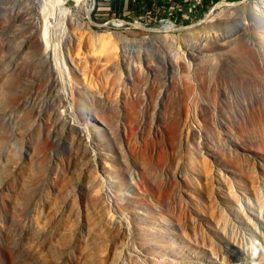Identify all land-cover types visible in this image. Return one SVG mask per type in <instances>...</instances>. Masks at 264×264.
I'll return each instance as SVG.
<instances>
[{
	"label": "rangeland",
	"instance_id": "rangeland-1",
	"mask_svg": "<svg viewBox=\"0 0 264 264\" xmlns=\"http://www.w3.org/2000/svg\"><path fill=\"white\" fill-rule=\"evenodd\" d=\"M64 1L73 13L79 9L82 20L68 19L69 27L66 25L62 34L58 16L48 10L45 11L49 15L42 16L43 7L37 0H0V264H264V76L255 72L248 61H241L229 52L216 56L212 62L202 59L199 64L203 67L198 65L194 70L198 78L192 71L191 82L184 77L194 61L191 56L212 44L209 36L220 34L232 46L243 42L238 37L243 24L257 22V16L247 6L251 0L217 9L183 38L188 45L185 50L176 32L153 38L152 33L140 29L93 28L84 17V1L79 6L76 0ZM215 2L205 0L202 10L190 21H180L177 14L176 26L200 20ZM90 7L91 18L99 23L134 22L142 14L114 12L97 0H92ZM46 21L47 36L61 42L74 58L87 87L106 93L120 90L125 107L123 122L128 130L125 140L130 152L136 161H144L147 151L141 153L142 140L154 149L153 162L157 164L154 171L158 173L138 177L141 181L154 180L158 189L141 182L138 188L142 193L135 189L136 197L127 185L116 187L112 183L117 182L106 177L115 186L113 189L127 196L109 197L106 203L92 199L75 201L71 188L79 191V186H87L93 174L90 175L92 169L87 165L84 149L76 140L75 144L71 133L63 130L61 137H55L40 122L58 97V86L52 81L51 67L40 44ZM258 47L264 59V38ZM205 62L210 73L206 80L199 75L202 70L205 72ZM46 83L47 92L41 86ZM83 101V108L89 109L91 99ZM104 105L105 111L113 116L109 106ZM201 105L220 115L230 130L226 137L233 138L237 147L230 149L229 142L230 148L224 150L227 146L219 128L213 127L215 123L209 124L212 128L204 125L200 115L197 116ZM114 125L116 133L119 127ZM191 129H196V135L201 134L199 138L193 136ZM50 136L54 142L49 140ZM44 139L49 140L50 145L44 146L49 150L41 148ZM30 145L36 147L34 152ZM26 146H30L28 150ZM76 146L80 148L78 152ZM28 154L38 159L28 158ZM20 155L25 159L21 160ZM31 163L40 166L31 167ZM23 167L38 172L29 168L25 171ZM85 168L88 175L83 173ZM52 172L53 176L49 175ZM64 182L69 187L65 188ZM107 204L117 206L120 211L112 220L123 217L128 225L123 236L116 238L115 233L103 228L102 213Z\"/></svg>",
	"mask_w": 264,
	"mask_h": 264
},
{
	"label": "bare ground",
	"instance_id": "bare-ground-1",
	"mask_svg": "<svg viewBox=\"0 0 264 264\" xmlns=\"http://www.w3.org/2000/svg\"><path fill=\"white\" fill-rule=\"evenodd\" d=\"M84 0H76V4L77 6H79V4L81 2H83ZM92 0H88V5H89V10L91 11V7H90V3H91ZM37 2H39L42 7H43V11H42V16H46V15H49L47 14V12L45 10H48V11H51L53 12V14L55 13L60 19V21L58 20V22L60 23V29H61V32L59 30L60 33L63 34V32L65 33V31L67 30V20L70 19L73 20L74 18L73 17H76L79 21H81V16H80V13H79V9L77 8L76 10V13H73L69 8L66 7L65 5V1L64 0H37ZM40 5V6H41ZM93 5V4H92ZM39 6V7H40ZM251 10H252V13L254 16H257V22L256 24H253L252 22L249 23V26L248 25H245V23L243 24L242 28H241V31L239 33V38L243 41L242 43H238L236 44L235 46H232L231 44H228L224 41V38L222 35L220 34H213L210 37V39H212V44L209 45V46H205V47H201L200 51L198 52L199 54L198 55H195V56H191V58H193V63L190 67V71L184 76L185 77V80L189 82V80H191L192 76L195 73L194 70L197 69V66L200 65L201 67H203L201 64H199V62L201 63L202 59L204 62V60H207V62H212L214 61V59H216V56L218 55H222L225 53H229V52H233L234 55H236L237 58H239L241 61H248L254 69H256L255 72L261 74L264 76V59H261V54H260V49L258 46H260V43L263 41V38H264V0H251L248 5ZM41 7V8H42ZM46 13V14H45ZM55 16V15H54ZM49 18V17H48ZM43 19V18H42ZM46 19V18H45ZM76 19V20H77ZM44 21V20H43ZM57 21V20H56ZM55 21V22H56ZM74 21V20H73ZM40 22V21H39ZM43 23V22H42ZM57 23V22H56ZM55 23V24H56ZM69 23V22H68ZM77 23V22H76ZM74 24L71 22V25ZM86 24V23H85ZM210 21L207 23V25L205 26L206 28L209 27L210 25ZM54 25V24H53ZM80 25V23H79ZM84 25V24H83ZM115 25L119 26L121 25L120 22H115ZM209 25V26H208ZM43 26V25H42ZM56 26H58V23L55 25V28ZM68 26V25H67ZM82 26V24H81ZM87 26V24L85 25ZM84 26V27H85ZM36 27V26H35ZM39 27V26H38ZM69 27V26H68ZM74 27V26H72ZM44 28V29H43ZM52 28V27H51ZM50 28V29H51ZM164 28H168V26L164 27ZM42 35H43V38L41 36V38L43 39L42 41H40V44L42 42V47H44V51H45V57L46 59L48 60L49 64H50V67H51V70L50 68H47V70L49 69L50 71H52V81L56 84V86H58V88L56 89L58 94V97H57V101L52 105L50 111L49 109L47 110L48 112L46 114H44L42 116V119L40 120L43 121V124H44V127L46 129V131H48L51 135L57 137V136H60V132L61 131H66V132H69L71 133V135H73L74 137V141L76 140L79 145L81 146V148L84 149L85 153L84 155L86 154V157H87V161H88V167H90L89 169L91 170L90 171V175H92L93 177V180L91 182H89L86 185L84 186H79V191L75 190L74 188H71L73 189L72 192L74 193V199L75 201H82L84 199H92V200H95L96 202H102V203H106L105 201L109 198V197H117V198H125V196H127V194H122L120 195L119 193L120 192H123V191H118V190H115L113 189V187L115 188L116 187H120V188H124L125 185H127L126 188H129L131 190H133V194H135V196L137 195L135 192V189L138 190L139 193H142V191L139 190L138 186L139 184L142 182V183H148L149 185L152 184V187L155 189H158V185L155 184L154 180L152 179H148L145 180V181H141L140 178L138 177V174H146L148 176V174H150L152 177H153V173H158V171H154L155 168H156V163L153 162V153H154V149L148 147V144L146 141L142 140V143L139 147L140 150H141V153L143 150L146 149V155H145V158L143 159L144 161H136L135 158H134V154L130 152L129 150V146H128V143L126 142L125 140V136H126V133H127V125L126 123H124L123 121H125L124 119V103H123V95L122 93H120V90L116 89L117 91L114 92V93H106L105 91H102V90H99L97 88V90H92L91 87H87L86 84H84V82H82V79L80 78V71H79V68H78V65L76 66L75 62L73 61V59L71 58V55L69 54V52L67 50L64 49L63 47V44L61 42H56L55 40L49 38L47 36V32H48V29H49V25H47V21L46 23H44V27H42ZM53 29V28H52ZM39 30V29H38ZM57 30V29H56ZM41 31V30H40ZM199 31V30H198ZM56 31H54L53 33H55ZM58 32V34H59ZM72 32V31H71ZM51 33V32H50ZM55 36V35H54ZM53 36V37H54ZM205 36V35H204ZM51 37V35H50ZM40 38V39H41ZM55 38V37H54ZM203 38V37H202ZM207 39V38H206ZM239 40V39H238ZM55 41V42H54ZM203 41V39H202ZM208 41V40H207ZM236 41V40H235ZM210 43V42H209ZM230 43V42H229ZM232 43V42H231ZM236 43V42H235ZM36 44V42H35ZM198 44V43H197ZM205 44V43H204ZM208 44V43H207ZM37 45V44H36ZM199 45V44H198ZM5 48V47H4ZM41 49V47H38ZM71 49V48H70ZM7 50V49H6ZM43 50H42V53H43ZM2 54V52H1ZM39 54V53H38ZM44 54V53H43ZM40 55V54H39ZM43 56V55H41ZM40 56V57H41ZM45 57L42 59V61L45 59ZM4 60V59H3ZM76 61H77V58H76ZM7 62V61H6ZM45 62V61H44ZM4 63V62H3ZM46 64V63H45ZM78 64V63H77ZM206 64V62H205ZM48 66V65H47ZM190 66V65H189ZM46 67V66H45ZM206 68L204 69L205 72L202 73L199 72L200 76H201V79L204 78V80L208 79V77L210 76V73H208V68H207V64L205 66ZM3 69V68H2ZM200 69V68H199ZM48 70V71H49ZM201 70V69H200ZM207 70V71H206ZM193 71V73H192ZM49 73V72H47ZM193 74V75H192ZM203 74V77L202 75ZM9 75V74H8ZM184 75V74H183ZM198 74H196L195 77H197ZM51 76V75H50ZM8 78V77H7ZM47 78V77H46ZM198 78V77H197ZM196 78V79H197ZM4 79V78H3ZM49 79V78H48ZM51 79V78H50ZM194 79V78H193ZM133 81V83H135V81L133 79H131ZM130 80V81H131ZM199 80V79H198ZM203 80V81H204ZM12 81V79H11ZM10 81V82H11ZM16 81V80H15ZM45 81V80H44ZM50 80H48L49 82ZM195 81V80H194ZM201 81V80H200ZM8 82V80H7ZM1 83V82H0ZM4 83V82H3ZM50 84L52 82H49ZM52 83V84H54ZM194 83V82H193ZM200 83V82H199ZM6 84V83H5ZM8 84V83H7ZM16 84V83H15ZM47 84V83H46ZM132 84V83H131ZM137 84V83H136ZM198 84V83H197ZM201 84V83H200ZM9 85V84H8ZM44 85V84H43ZM41 85L43 88L48 86L45 85L43 86ZM89 85V83H88ZM99 85V84H98ZM134 85V84H133ZM190 85V84H188ZM6 86V85H4ZM52 86V85H51ZM96 86V85H95ZM94 87V85L92 86ZM102 87V86H101ZM100 87V88H101ZM104 87V86H103ZM10 88V87H9ZM49 88V87H47ZM46 88V89H47ZM91 90H90V89ZM105 88V87H104ZM187 88V86H186ZM191 88V93H192V88L193 87H190ZM1 89V88H0ZM44 88V90L47 92ZM94 89V88H93ZM134 89H135V85H134ZM188 89V88H187ZM186 89V90H187ZM54 90V89H53ZM55 90V91H56ZM111 90V89H110ZM6 91V90H5ZM51 91V90H50ZM49 91V92H50ZM188 92L190 93V90H188ZM1 93V92H0ZM4 93V92H3ZM10 94V93H9ZM50 94V93H49ZM6 95V94H5ZM55 95V94H54ZM185 95H187L185 93ZM138 97V96H137ZM136 97V98H137ZM188 97V95H187ZM192 97V96H190ZM189 97V99H190ZM52 98V97H51ZM55 98V97H54ZM53 98V99H54ZM85 98H89L91 99L92 101V105L85 109L83 108V103L82 101L85 99ZM34 99V97H33ZM52 99V100H53ZM188 99V98H187ZM51 100V99H50ZM194 101V100H193ZM84 102V101H83ZM195 102V101H194ZM192 102L191 105H194ZM108 105L109 109L112 110L113 112V116L111 113H109L110 111H105V105ZM199 104V102H198ZM102 105H104L105 107H103ZM200 105V104H199ZM130 107V106H129ZM197 107V105H196ZM195 107V108H196ZM184 108V107H183ZM193 108V107H192ZM9 110V109H8ZM7 110V111H8ZM133 110V108H132ZM192 110V109H191ZM198 110V113H197V116L200 115L201 117V121L203 122L204 125H207L209 127L212 128V126H210L209 124L210 123H215L213 127H217L219 128V133H220V136L222 137V140L224 142V145H226L227 147H224V150L225 151H228V149L230 147H228V143L231 142L230 146L232 148H235L237 147V142L231 138V137H226L228 134L227 133H230V130L227 129V127L222 123V120L220 119V115H216L214 111H212L210 108H207V106H204V105H201ZM9 112V111H8ZM134 112V110H133ZM196 109L194 110V114H195ZM42 114V113H41ZM111 114V115H110ZM27 115V114H26ZM30 115V114H28ZM36 116V114H35ZM40 116V117H41ZM196 116V117H197ZM6 117V116H5ZM33 117L34 116H30ZM175 117V116H174ZM25 118H27L25 116ZM36 118V117H35ZM113 118V119H112ZM251 118L253 119L254 116ZM124 119V120H123ZM252 119H250L251 121H253ZM26 120V119H24ZM30 120V119H29ZM37 120V119H36ZM178 121V120H177ZM254 121H257L256 119V116H255V120ZM32 122V120L30 121ZM34 122V121H33ZM38 122V121H36ZM35 122V123H36ZM176 122V121H175ZM198 122V121H197ZM261 122V121H260ZM117 124L118 125V132L115 133V130H113V125ZM257 123V122H256ZM40 124V123H38ZM202 123H200L199 125H203ZM41 126V124H40ZM207 126H204V127H207ZM115 127V125H114ZM201 127V126H200ZM203 127V128H204ZM39 128V127H38ZM116 128V127H115ZM170 128V127H169ZM202 128V127H201ZM42 129V127L40 128ZM96 129V131L94 130ZM205 129V128H204ZM204 129H202L204 131ZM221 129H224L221 130ZM192 130V129H191ZM244 130V129H243ZM262 130V129H261ZM39 131V130H38ZM43 132V131H42ZM48 132L46 133V136L49 135ZM174 132V131H173ZM200 132V131H199ZM243 132V131H241ZM158 133H159V129H158ZM176 133V131H175ZM190 133V131H189ZM193 134V136H197L198 135L200 136L201 134H197V131L196 129L195 130H192L191 132ZM190 133V134H191ZM40 134V132H39ZM45 134V133H44ZM128 134V133H127ZM160 134V133H159ZM216 134V133H215ZM213 134V135H215ZM41 135V134H40ZM67 135V134H66ZM118 137H117V136ZM179 135V134H178ZM204 135V134H203ZM25 136V135H24ZM45 136V135H44ZM68 136V135H67ZM130 135H128V138H129ZM209 136V135H208ZM207 136V137H208ZM39 137V136H38ZM54 137V138H55ZM71 137V136H70ZM181 137V135H180ZM26 138V137H25ZM36 138H37V132H36ZM34 138V139H36ZM65 138V137H63ZM116 138H119L117 142H115V139ZM127 138V137H126ZM175 138V136H174ZM188 138V137H187ZM199 138V137H198ZM202 138V137H201ZM30 139V138H29ZM27 138V142H29V140ZM32 139V138H31ZM38 139V138H37ZM36 139V140H37ZM41 139V137H40ZM51 136H50V141H51ZM70 139V138H69ZM130 139V138H129ZM144 139V138H143ZM191 139V138H190ZM210 139V138H209ZM7 140V139H6ZM8 140H9V137H8ZM35 140V141H36ZM46 140V142H44L41 146V148H44V146H48L50 144H48V139H44ZM48 140V141H47ZM73 140V139H72ZM178 140V143L180 145H182V139H179V137L177 138ZM24 141V140H23ZM32 141V140H31ZM41 141V140H40ZM39 139H38V142H40ZM55 140L53 139V142ZM63 141V140H61ZM76 141H75V144H76ZM192 141H193V138H192ZM4 142V140H3ZM10 142V141H9ZM33 142V141H32ZM52 142V141H51ZM64 142V141H63ZM66 142H67V139H66ZM72 142V141H71ZM221 142V141H220ZM45 143L47 145H45ZM50 143V142H49ZM74 143V142H73ZM77 143V144H78ZM222 143V142H221ZM1 144V142H0ZM32 144V143H31ZM136 144V143H135ZM178 144V145H179ZM25 145V144H23ZM74 145V144H73ZM78 145V146H79ZM213 145V144H212ZM2 146V145H1ZM31 148H32V145H30ZM29 146V147H30ZM34 146V145H33ZM38 146V145H37ZM135 146V145H134ZM208 146V145H207ZM27 147V146H26ZM27 147V150L28 148ZM35 147V146H34ZM33 147V148H34ZM40 147V145H39ZM52 148V146H50ZM74 147V146H73ZM215 148V145L212 146ZM32 148V149H33ZM36 148V147H35ZM78 149V147L76 146L75 149ZM217 148V147H216ZM31 149V150H32ZM38 149V148H37ZM36 149V150H37ZM47 149V148H46ZM45 149V150H46ZM82 149V150H83ZM1 150V148H0ZM49 150V148L47 149ZM80 150V148L78 150H76L77 152ZM134 150V149H133ZM139 150V148H138ZM40 151V150H39ZM43 151V150H42ZM137 151V150H136ZM135 151V152H136ZM231 151V150H230ZM11 152V151H10ZM26 152V151H25ZM29 152V151H28ZM33 152H34V149H33ZM38 152V151H37ZM81 152V151H80ZM21 153V152H20ZM22 153H24V151H22ZM21 153V154H22ZM36 153V152H35ZM48 153V152H47ZM137 153V152H136ZM139 153V152H138ZM145 153V152H144ZM5 154V153H4ZM25 154V153H24ZM32 154V152H31ZM30 154V156H32ZM41 151H40V153ZM38 154L39 157H41L40 155ZM50 154V153H48ZM47 154V155H48ZM53 154V153H51ZM54 155V154H53ZM51 155V156H53ZM7 156V155H6ZM29 154H28V158L30 157ZM35 156V155H33ZM32 156V157H33ZM43 156V155H42ZM50 156V155H49ZM12 157V155H11ZM26 157V156H25ZM37 157V156H35ZM9 158V157H7ZM26 158V159H28ZM71 158V157H70ZM69 158V159H70ZM141 158V157H140ZM19 159V158H18ZM17 159V160H18ZM20 159L21 160H24L21 155H20ZM38 159V157H37ZM68 159V158H67ZM33 160H35L33 158ZM43 160V159H42ZM45 160V158H44ZM60 160H62V158H60ZM66 160V159H65ZM123 160V161H122ZM31 161V160H30ZM39 161V160H38ZM41 161V160H40ZM39 161V162H40ZM49 161V160H48ZM47 161V162H48ZM52 161V159L50 160ZM49 161V163H50ZM145 161L147 162L145 164ZM23 162H26V161H23ZM29 162V160H28ZM32 162V161H31ZM67 162V161H66ZM70 162V160H69ZM52 163V162H51ZM50 163V165H51ZM71 163V162H70ZM18 164H20L18 162ZM30 164V163H29ZM33 164L35 163H31V167H33ZM67 164V163H66ZM65 164V165H66ZM13 165V164H11ZM74 165V164H73ZM14 166V165H13ZM13 166H10L13 168ZM24 166V165H23ZM28 166V165H27ZM36 166V164H35ZM40 166V165H39ZM39 166L37 168H39ZM67 166V165H66ZM2 167V166H1ZM5 167V165H4ZM9 167V165H8ZM17 167V166H16ZM20 168H22L21 166H19ZM77 167V166H76ZM25 169V167H23ZM30 169H34V168H30V167H27L26 169L28 170ZM67 169V167H65ZM3 169V168H1ZM10 169V168H9ZM15 169V168H14ZM25 169V171H27ZM64 169V168H63ZM23 170V169H22ZM21 170V171H22ZM36 170V169H34ZM58 170V169H56ZM55 170V171H56ZM78 170V168H77ZM77 170H75V172L77 173ZM31 171V170H30ZM38 172V170H36ZM53 171V170H52ZM63 172V170H61ZM68 171V170H66ZM69 171H70V167H69ZM89 171V170H88ZM144 171V173L142 172ZM2 172V171H1ZM10 172V171H9ZM32 172V171H31ZM30 172V173H31ZM51 172V171H50ZM54 172V171H53ZM50 173L49 175L53 174ZM57 172V171H56ZM19 173V172H18ZM17 173V174H18ZM36 173V172H34ZM41 175H42V172H40ZM49 173V172H47ZM47 173L46 176H47ZM67 173V172H66ZM73 173V172H72ZM85 175L87 174L88 175V172H87V168H85L84 172H83ZM162 173V172H161ZM11 174V173H10ZM20 174V173H19ZM18 174V175H19ZM21 174H23L21 172ZM27 174V172H26ZM37 174V173H36ZM69 174V172H68ZM31 175V174H30ZM40 175V174H39ZM58 175V174H57ZM55 175V176H57ZM60 175V174H59ZM62 175V174H61ZM60 175V176H61ZM74 175V174H73ZM89 175V176H90ZM8 176V175H7ZM38 176V174H37ZM45 176V177H46ZM53 176V175H51ZM60 176L58 178H60ZM64 176V177H63ZM61 176L65 179V172H64V175ZM87 176V177H89ZM2 177V175H1ZM12 177V175L10 176ZM44 177V176H43ZM44 177V178H45ZM50 177V176H48ZM56 177V178H57ZM69 179H70V176H68ZM106 177H111L115 180V182L117 183H112L111 181L109 180H106ZM141 177V176H140ZM155 177V176H154ZM7 178V177H6ZM39 178V177H38ZM41 178V177H40ZM43 178V179H44ZM47 178V177H46ZM46 178L44 180H46ZM52 179V177H50ZM49 178V179H50ZM55 178V180H56ZM72 175H71V179H72ZM14 179V178H13ZM50 179V180H51ZM54 179V178H53ZM62 179V178H61ZM67 179V178H66ZM12 180V178H11ZM54 180V181H55ZM63 180V179H62ZM68 180V179H67ZM66 180V181H67ZM53 181V180H52ZM58 181V179H57ZM61 181V180H60ZM59 181V183H60ZM65 181V180H64ZM65 181V182H66ZM64 182L65 184V188H67V184ZM74 182V181H73ZM1 183V182H0ZM54 183V182H53ZM50 184L49 183V186L53 185L54 184ZM68 183V181H67ZM80 184H82L81 182H78ZM111 183L114 184L115 186H111ZM58 184V183H57ZM56 184V186H57ZM71 184V183H70ZM74 184V183H72ZM77 184V183H76ZM67 185V186H66ZM163 185V184H162ZM13 186V185H11ZM161 186V185H160ZM10 187V186H8ZM59 188V186H57ZM61 187V186H60ZM69 187V186H68ZM76 187V186H75ZM135 187V188H134ZM12 188V187H11ZM64 188V189H65ZM51 189V188H50ZM162 189V188H161ZM11 190V189H10ZM9 190V191H10ZM13 192L15 189H12ZM53 190V189H51ZM55 190H58L55 188ZM54 190V191H55ZM61 191V188L60 190ZM170 191V190H169ZM20 192V191H18ZM172 192V191H171ZM10 193V192H9ZM12 193V192H11ZM21 193V192H20ZM15 194V193H14ZM13 194V195H14ZM56 194V193H55ZM11 194V196H13ZM19 196V195H18ZM16 197V196H14ZM13 197V198H14ZM129 197V196H128ZM138 197V196H136ZM12 198V197H11ZM19 199V198H18ZM118 200V199H117ZM126 200V199H125ZM104 201V202H103ZM95 202V203H96ZM116 204V203H115ZM95 205V204H93ZM105 205V204H103ZM112 206V205H111ZM110 206V204H107L104 208V213H102L104 215V222H103V228H105V230L109 231L110 233H115V237H119V236H123L126 232V226H128L127 224L125 225L124 224V220H122L123 217L119 218L118 216V219L113 217L114 219H116V221L113 219L112 220V216H114L115 214H120V211L118 210V207L115 206L114 208H112ZM91 207V206H90ZM97 207V206H96ZM91 209H93L91 207ZM120 209V208H119ZM88 210V209H87ZM86 210V211H87ZM96 210V209H94ZM99 210V209H98ZM90 212V211H89ZM93 212V211H92ZM123 212V211H122ZM126 213V212H125ZM135 213V212H133ZM99 214V213H98ZM101 214V213H100ZM101 214V215H102ZM50 216V215H49ZM122 216V215H121ZM129 216V215H128ZM95 217V216H94ZM118 220V221H117ZM132 220V219H131ZM129 228V227H128ZM127 228V229H128ZM131 232V230H130ZM128 233V232H127ZM122 238V237H121Z\"/></svg>",
	"mask_w": 264,
	"mask_h": 264
},
{
	"label": "water",
	"instance_id": "water-1",
	"mask_svg": "<svg viewBox=\"0 0 264 264\" xmlns=\"http://www.w3.org/2000/svg\"><path fill=\"white\" fill-rule=\"evenodd\" d=\"M245 1L247 0L217 1L211 6V8L204 14V16L200 20L189 24L171 26L168 28H150L144 25L137 24L135 22L125 21V20H117L120 23H122L119 26L115 25V20H108L103 23L96 22L91 18L88 0H84L83 2V11H84V17L88 21L89 26L93 28L140 29L142 31L152 33L151 36L153 38L159 37L160 34L162 33L176 32L177 37L181 40L180 46L182 49L185 50L188 45L186 44V42L183 41V38L188 36L190 33L194 32L197 27H200L204 22H206L217 9L221 7H236L243 4ZM123 24H126V26H123Z\"/></svg>",
	"mask_w": 264,
	"mask_h": 264
},
{
	"label": "built area",
	"instance_id": "built-area-1",
	"mask_svg": "<svg viewBox=\"0 0 264 264\" xmlns=\"http://www.w3.org/2000/svg\"><path fill=\"white\" fill-rule=\"evenodd\" d=\"M205 0H188L185 7L169 4L162 6L155 11L142 12L134 22L150 28L176 26L177 14L180 21H190L193 16L202 10Z\"/></svg>",
	"mask_w": 264,
	"mask_h": 264
},
{
	"label": "crops",
	"instance_id": "crops-1",
	"mask_svg": "<svg viewBox=\"0 0 264 264\" xmlns=\"http://www.w3.org/2000/svg\"><path fill=\"white\" fill-rule=\"evenodd\" d=\"M98 4L109 5L110 10L131 14L133 12L155 11L162 6L176 4L185 7L188 0H97ZM205 2V1H204ZM203 8V7H202Z\"/></svg>",
	"mask_w": 264,
	"mask_h": 264
},
{
	"label": "trees",
	"instance_id": "trees-1",
	"mask_svg": "<svg viewBox=\"0 0 264 264\" xmlns=\"http://www.w3.org/2000/svg\"><path fill=\"white\" fill-rule=\"evenodd\" d=\"M217 1H220V0H216V2H217ZM224 1H235V0H224Z\"/></svg>",
	"mask_w": 264,
	"mask_h": 264
}]
</instances>
